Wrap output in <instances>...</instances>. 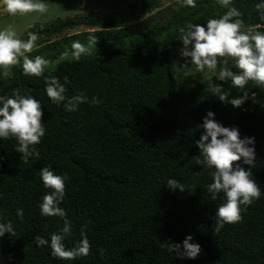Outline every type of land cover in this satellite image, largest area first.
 Wrapping results in <instances>:
<instances>
[{
    "label": "trees",
    "instance_id": "1",
    "mask_svg": "<svg viewBox=\"0 0 264 264\" xmlns=\"http://www.w3.org/2000/svg\"><path fill=\"white\" fill-rule=\"evenodd\" d=\"M126 1L118 0L122 7L110 15L89 12L32 31L44 43L26 54L52 62L44 75L51 72L65 84L67 96L83 92L89 100L98 97L100 104L83 103L75 112L66 111L63 103L47 97L43 76L23 73L22 60L8 74L0 69V96L19 88L37 99L45 128L35 145L39 158L27 162L15 150L16 138H0V223L11 221L17 234L0 237V264H264V87L250 81L238 89L207 70L191 72L186 83L177 75L174 51L183 47L179 29L206 27L209 18H219L227 8L219 0H194L195 7L181 2L139 27L145 16L162 13L164 0H135L128 7ZM261 3L231 0L229 7L242 13V30L261 25L258 30L264 31L256 8ZM80 26L93 30L69 34ZM90 34L97 40L92 55L59 61L73 41L87 45ZM228 66L236 71L231 60ZM209 79L229 99L244 92L249 98L240 107L221 102L209 91ZM208 111L221 126L236 127L241 139L254 137L255 167L250 170L261 189L259 199L241 205L242 220L219 232L213 228L215 210L226 198L219 193L211 199L207 186L214 169L196 164L200 150L195 142L204 132L199 126ZM236 163L249 170L243 158ZM45 166L67 176L59 205L72 224L65 246L74 247L83 229L91 245L87 256L61 260L48 245H36L34 237L50 241L64 222L40 214L42 197L52 191L40 177ZM168 179H176L185 191L170 190ZM17 209L23 210L22 220ZM189 235L190 243L201 246L195 259H180L161 247L168 240L182 245Z\"/></svg>",
    "mask_w": 264,
    "mask_h": 264
},
{
    "label": "clouds",
    "instance_id": "2",
    "mask_svg": "<svg viewBox=\"0 0 264 264\" xmlns=\"http://www.w3.org/2000/svg\"><path fill=\"white\" fill-rule=\"evenodd\" d=\"M183 3L189 7L196 6L194 0H183ZM219 3L226 7L227 11L219 18H209L206 27L201 24H189L186 29H179V40L183 44L180 55L190 58L185 59V63L178 67L179 70L189 73H203L207 70L219 81L230 80L232 86L238 89H243L250 81L258 87H264V31L258 30L261 25L242 30V13L235 7H229L231 0H219ZM0 7L11 16L43 14L48 11L44 0H0ZM256 8L260 11L261 20H264V11H261L264 10V3L257 4ZM37 39L38 35L32 32L28 33L26 40L21 39L12 25L0 29V69H4L5 74H8L7 70L22 60L23 73L32 77L43 76L47 97L55 104L63 103L66 111L75 112L83 103L100 104L102 101L98 97L93 96L89 100L83 92L67 96L65 84L60 83L51 72L44 75L52 62L40 56L30 58L26 55L36 47ZM96 43V37L91 34L87 45L78 40L73 41L71 50L66 49L60 55L59 61H79L82 56L92 55ZM229 60L236 71L229 68ZM67 80L68 78L64 77L65 83ZM208 88L221 102L227 101L233 107H240L249 98V93L244 92L237 98L229 99L222 87L212 84L210 79ZM255 95L253 92V99ZM42 116L40 102L31 95L22 94L19 88L13 89L10 96H0V138H16L18 147L15 150L22 154L21 159L25 162L30 157L40 156L35 145H38L41 137L45 135ZM199 127H202L204 132L195 142L200 150L196 164L214 169L210 173L212 183L207 186L211 199L216 200L219 193H223L226 198L215 210L213 228L215 232H219L225 224H235L242 220L241 205H251L261 196V189L250 170L255 167V148L250 147L254 145V137L241 139L236 127L221 126L214 119L212 111L207 112ZM241 158L244 164L249 165V170L236 163ZM40 177L45 188L52 190L42 197V202L38 205L40 214L45 217H61L64 222L59 232L50 235V241L39 235L34 237L36 245H48L51 254L61 260L72 261L87 256L91 245L83 229L82 238L74 247L66 248L64 243L72 231L71 221L66 218L65 210L59 206L65 196L67 176L56 175L45 166L40 171ZM167 187L170 190L185 191L184 185L176 179H168ZM16 214L23 219L22 209H17ZM5 233L17 235L11 221L0 223V237ZM191 240L192 236L189 235L182 245L168 240L163 242L161 247L180 259H195L201 252V246L190 243ZM100 254L103 255V249H100Z\"/></svg>",
    "mask_w": 264,
    "mask_h": 264
},
{
    "label": "rangeland",
    "instance_id": "3",
    "mask_svg": "<svg viewBox=\"0 0 264 264\" xmlns=\"http://www.w3.org/2000/svg\"><path fill=\"white\" fill-rule=\"evenodd\" d=\"M124 1V0H121ZM135 0H127L124 3V6L129 5ZM48 5V11L46 13H29L26 15L11 16L4 12L3 8H0V29L8 25H12L18 36L21 39H27L28 33L32 31H37L38 28L48 26L51 23L58 21H66L71 19H78L84 14L89 12H102L110 13L119 12V9L122 7V4L118 0H44ZM180 0H164V3L160 10L161 12H156L150 15L145 16L137 25L139 27H147L151 24L153 17L159 18L161 14H166L169 8L176 7L181 4ZM128 7V6H127ZM127 7H123L126 8ZM167 9V10H166ZM165 10V11H163ZM123 11V10H122ZM120 11V12H122ZM118 17H123L118 13ZM156 15V16H155ZM136 26V25H134ZM85 30H93L91 27L80 26L74 30L69 31V34L78 33ZM38 39L36 41V47L44 43V37L41 34H37ZM34 48V49H35ZM175 54L177 56L176 66L177 68L185 63V58L180 55V49H176ZM181 74V75H179ZM177 75L179 79L185 80V83L190 80L191 74L187 71L177 70Z\"/></svg>",
    "mask_w": 264,
    "mask_h": 264
},
{
    "label": "water",
    "instance_id": "4",
    "mask_svg": "<svg viewBox=\"0 0 264 264\" xmlns=\"http://www.w3.org/2000/svg\"><path fill=\"white\" fill-rule=\"evenodd\" d=\"M0 8H2V7H0Z\"/></svg>",
    "mask_w": 264,
    "mask_h": 264
}]
</instances>
